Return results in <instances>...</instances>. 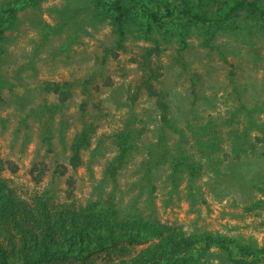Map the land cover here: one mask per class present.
<instances>
[{"label": "rangeland", "instance_id": "rangeland-1", "mask_svg": "<svg viewBox=\"0 0 264 264\" xmlns=\"http://www.w3.org/2000/svg\"><path fill=\"white\" fill-rule=\"evenodd\" d=\"M149 70L158 74L151 81L154 95L144 84ZM47 82L69 83L64 104L44 88ZM158 98L168 106L169 125ZM243 105L253 110V124ZM84 130L80 164L72 168V145ZM123 133L130 134L127 157L110 178L107 168ZM244 142L255 161L252 153L264 151V27L246 12L224 24L132 25L118 48L109 19L94 14L88 0H44L19 10L16 26L6 32L0 179L19 198L43 196L78 207L106 203L185 235L210 233L261 247L264 191L249 197L228 180L238 169L230 147ZM261 159L247 172L257 170L264 181ZM255 199L263 204L248 209ZM207 264L229 263L213 248Z\"/></svg>", "mask_w": 264, "mask_h": 264}, {"label": "trees", "instance_id": "trees-1", "mask_svg": "<svg viewBox=\"0 0 264 264\" xmlns=\"http://www.w3.org/2000/svg\"><path fill=\"white\" fill-rule=\"evenodd\" d=\"M42 1H0V55L4 52L6 32L16 26L19 10L37 8ZM88 1L94 14L109 19L118 48L123 46L132 25L136 24L158 30L181 19L203 25L224 24L233 21L240 12H246L264 27V0ZM157 78L158 74L149 70L144 79L145 88L151 95L155 94L151 81ZM68 87L67 82H47L44 85L47 91L59 95L61 104L69 98ZM157 102L163 123L169 125L171 119L165 100L158 98ZM244 110L253 124V110L245 106ZM45 126L49 128L47 123ZM170 128L178 132L173 125ZM129 136V133H123L117 138L118 154L107 168L110 178H114L126 160ZM87 137L86 130L82 131L78 141L72 145L69 159L72 168L80 164V150ZM162 140L155 145V156L163 147ZM256 140L260 141L258 137ZM244 146L246 142L230 147L234 153L231 160L235 161L238 169L228 180L251 197L255 189L264 191V181L257 170L256 173L247 170L262 161L264 151L253 152L255 161H251ZM146 167L144 169L148 171V163ZM60 168L58 174L64 175L67 167ZM146 176L150 178V175ZM177 176V170H174L175 185ZM67 184L72 188V180ZM67 193L71 197V191ZM261 203L262 200L255 199L247 207L254 208ZM134 244H142V247L133 251L131 246ZM213 248L222 251L229 264H264V244L256 247L210 233L185 235L163 225L155 217L146 218L140 212L124 215L106 203H91L84 207L73 202L54 205L43 196L26 201L17 197L0 179V264H207Z\"/></svg>", "mask_w": 264, "mask_h": 264}]
</instances>
